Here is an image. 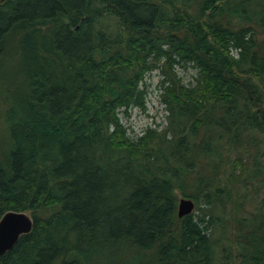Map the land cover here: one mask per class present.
Here are the masks:
<instances>
[{"label": "trees", "instance_id": "16d2710c", "mask_svg": "<svg viewBox=\"0 0 264 264\" xmlns=\"http://www.w3.org/2000/svg\"><path fill=\"white\" fill-rule=\"evenodd\" d=\"M250 1L0 0V220L34 222L0 264H215L205 217L179 218L178 201L212 215L222 158L264 136V5ZM176 64L196 85L166 77L167 126L130 138L121 111Z\"/></svg>", "mask_w": 264, "mask_h": 264}, {"label": "rangeland", "instance_id": "374dc122", "mask_svg": "<svg viewBox=\"0 0 264 264\" xmlns=\"http://www.w3.org/2000/svg\"><path fill=\"white\" fill-rule=\"evenodd\" d=\"M245 2L247 0H235ZM251 7L255 0H251ZM264 5V0H261ZM196 3L189 8L190 13L196 14ZM248 14H252L249 12ZM251 16V15H250ZM225 22L231 19L229 12L225 14ZM105 20V19H103ZM107 21V20H106ZM112 24L111 30L117 29V20H108ZM105 23L104 25H106ZM263 35H259V41ZM162 64H158L157 67ZM175 74L168 70L157 68L145 75L142 82L144 91V108L134 107L128 113L121 111L120 119L125 126L128 136L136 139L142 136L149 128L162 133L168 124V111L163 102L166 77L171 81L177 79L185 86L196 85L197 71L190 65H175ZM12 66L6 67V73L12 71ZM167 74V75H166ZM4 106H0V129H6V113ZM7 132V131H6ZM260 142L253 143L245 139L242 144L231 146L226 156L222 158L221 169L217 174L222 178L221 184L229 187V196L224 195L219 207L212 209L213 214L205 205L198 211L197 206L193 214H203L208 227V234L212 240L215 264H254V257L263 249L264 242V136L256 134ZM207 160L201 161V174L213 170L207 167ZM186 181L187 192L192 193L190 179ZM193 179V178H192ZM181 195L179 200L181 199ZM179 203V201H178ZM31 215V212H27ZM211 222V223H210ZM260 252H259V250ZM257 264H264L257 261Z\"/></svg>", "mask_w": 264, "mask_h": 264}, {"label": "water", "instance_id": "95a60500", "mask_svg": "<svg viewBox=\"0 0 264 264\" xmlns=\"http://www.w3.org/2000/svg\"><path fill=\"white\" fill-rule=\"evenodd\" d=\"M195 207L193 200L181 198L178 203L179 218L192 214ZM33 224V219L28 213H6L0 220V257L13 250L22 236L31 233Z\"/></svg>", "mask_w": 264, "mask_h": 264}]
</instances>
